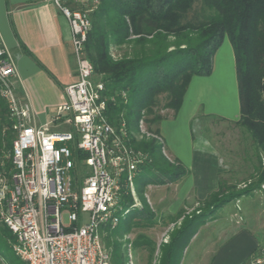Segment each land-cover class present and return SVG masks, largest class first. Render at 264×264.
I'll return each mask as SVG.
<instances>
[{
	"label": "trees",
	"instance_id": "1",
	"mask_svg": "<svg viewBox=\"0 0 264 264\" xmlns=\"http://www.w3.org/2000/svg\"><path fill=\"white\" fill-rule=\"evenodd\" d=\"M194 1L98 0L96 8L88 14L91 28L84 49L92 63L94 77L104 84V115L116 128L125 121L129 145L145 153L150 160L140 166L134 179L142 189L154 183H174L189 173L178 161L171 163L163 157L162 145L156 140L135 139L142 113L152 115L155 95L165 93V107L177 114L192 77L211 74L213 57L225 39L234 55L238 123L248 132L257 149L264 153V0H200L203 20L188 21L186 17ZM70 5L74 4L67 0L62 6ZM123 45L131 46L129 52L114 58L111 46ZM123 92L127 94L126 102L121 98ZM6 112L5 102L0 98V172H8L11 168V163L1 152L4 149L10 154L12 147L13 136ZM144 120L158 124L162 119L154 115L152 120ZM148 130L154 135L159 134L157 128ZM82 158L83 155L76 153L78 169ZM263 183L264 168L259 172L257 182L245 190L229 193L221 200H217L221 193L219 190L210 194L207 199L210 198L209 203L212 204L207 203L204 210L180 228L166 245L167 250L164 248L165 264L173 263L180 236L195 226L197 220L210 215V207L216 209L222 203L260 188ZM120 203L123 209L133 205L125 187L121 191ZM1 227L11 233L5 226ZM1 227L0 236L3 232ZM110 229L103 225L99 233ZM184 245L180 250L186 247ZM14 259L7 257L9 264H25ZM110 264H125L122 254L114 252L113 257L110 256Z\"/></svg>",
	"mask_w": 264,
	"mask_h": 264
},
{
	"label": "built area",
	"instance_id": "2",
	"mask_svg": "<svg viewBox=\"0 0 264 264\" xmlns=\"http://www.w3.org/2000/svg\"><path fill=\"white\" fill-rule=\"evenodd\" d=\"M54 2L70 26L77 80L65 88L66 101L50 124L67 120L74 130L29 124L31 107L16 98L17 72L0 36V98L13 132L11 168L0 172V224L14 237L12 252L27 264H110L100 227L115 228L128 212L120 203L122 188L131 187L140 166L150 160L129 145L125 121L116 128L104 115V84L94 80L84 49L88 13ZM121 98L126 102L127 94ZM144 122L141 118L135 137L155 136ZM76 153L83 155L80 169ZM83 214H88L86 223ZM244 264H264V245Z\"/></svg>",
	"mask_w": 264,
	"mask_h": 264
},
{
	"label": "rangeland",
	"instance_id": "3",
	"mask_svg": "<svg viewBox=\"0 0 264 264\" xmlns=\"http://www.w3.org/2000/svg\"><path fill=\"white\" fill-rule=\"evenodd\" d=\"M66 1L62 0V3L64 4ZM71 2L74 5L66 7L70 11L87 12L88 14L98 5V0H71ZM203 17L204 11L201 8L200 0H195L186 20H203ZM130 48L131 46L127 45L111 46L110 52L114 58H119L129 52ZM224 48L226 47H222V49ZM227 68L226 64H221L218 61L213 77L204 80L200 90H197V94L200 93L201 102L204 104L199 106L200 109L194 115V119L186 122L187 111L185 118L180 123L181 126L176 128L175 137L172 136L170 140L178 145L182 155L185 154L184 148L187 145L186 141L190 138V133L196 141V148L198 146L207 147L210 154L214 156L213 190L204 191L201 198L191 192L186 195V199L177 208L175 202L179 203L180 201L178 190L181 188L178 183L175 185L174 183L150 184L153 186L151 192L156 196L154 199L161 202L157 205L153 204L154 200H152L149 191H146L147 187L142 189L141 186H137L133 182L131 187L125 188L132 198L133 205L124 209L128 212L120 217L117 229L102 230L100 234L109 256L113 257L114 252H119L122 254L125 264H165L167 244L183 225L193 220L192 217L206 208L205 205L210 202V198L207 199L210 194L219 190L221 193L217 200H221L229 193L245 190L250 184L257 182L258 174L264 168V153L257 149L248 132L239 125V118H233L238 111L234 102L236 91L232 87L235 75L233 77L232 69L230 75ZM94 80L98 81L99 78L94 77ZM193 90L192 87L191 95ZM154 100L151 107L153 114L147 115L143 112L142 119L152 120L153 116L157 115L162 119L161 122L174 120L177 114L165 107L167 101L165 93L155 95ZM5 116L7 118V112ZM159 124H149L145 121L143 125L144 129L149 131L148 128L158 129ZM7 130L8 128L6 132ZM51 130L67 132L74 130V126L71 122L63 120L54 123ZM6 132L3 130L2 134L5 135ZM11 133L13 136V132ZM141 136L135 137V139L137 141L156 140L162 145L163 157L171 163L176 160L170 148L167 147L168 145L165 147L160 133L155 136H147L142 133ZM197 144L199 145L197 146ZM1 152L4 159L10 162L9 153L4 149ZM206 162L209 164L208 161H205L202 165L207 164ZM82 171H85L83 167ZM206 172L208 171L206 170ZM210 208V215L197 220L194 223L195 226L188 228L180 236L176 243L178 248L173 254L172 264H210L219 242V234L227 231L228 228L254 229L256 237L263 241L264 226L261 229L257 227L264 225V183L260 188L222 203L216 209ZM140 212L142 216H140ZM88 220V214H83L82 221L86 223ZM1 226L2 224H0ZM1 228H3V232L0 236V264H9L7 257L10 256L27 264L12 252L11 243L14 242L12 234L7 232L4 227ZM183 245L186 247L180 250Z\"/></svg>",
	"mask_w": 264,
	"mask_h": 264
},
{
	"label": "crops",
	"instance_id": "4",
	"mask_svg": "<svg viewBox=\"0 0 264 264\" xmlns=\"http://www.w3.org/2000/svg\"><path fill=\"white\" fill-rule=\"evenodd\" d=\"M0 36L17 72L16 98L19 102H28L31 107L32 120L29 124L34 126L49 124L51 130L54 124L50 122L57 107L66 101L65 88L77 80L68 20L54 0H0ZM220 47L213 57L211 74L206 77L193 76L174 120H165L158 125L165 147L168 145L175 161L189 171L188 175L174 182V185L178 183L181 186L178 190L180 201L175 202L177 208L186 199L187 194L194 192L196 197L201 198L204 191H211L214 188V156L207 147L197 144L196 148V141L190 133L184 148L185 154L182 155L178 145L170 140L172 136L175 137L176 128L181 126L180 123L187 111L186 122L193 120L200 109L199 106L204 104L197 90H200L204 80L213 77L218 61L226 64L230 75L231 69L233 77L235 75L232 87L236 91L234 102L238 111L235 109L237 113L233 118H239L233 51L226 39ZM192 87L194 90L191 95ZM205 161L209 164L206 162L207 164L202 165ZM151 187L153 186L148 185L146 191L152 195L153 204H161L158 199L155 200L156 196L151 192ZM263 226L259 225L257 228L261 229ZM262 239L263 241L256 237L254 229L228 228L219 234V242L210 264H244L258 246L264 245V237Z\"/></svg>",
	"mask_w": 264,
	"mask_h": 264
}]
</instances>
